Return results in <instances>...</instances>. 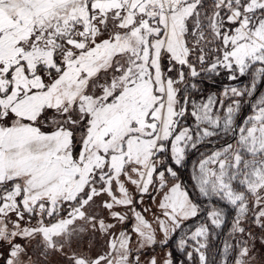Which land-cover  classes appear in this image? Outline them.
I'll list each match as a JSON object with an SVG mask.
<instances>
[{
	"label": "snow or ice",
	"instance_id": "obj_1",
	"mask_svg": "<svg viewBox=\"0 0 264 264\" xmlns=\"http://www.w3.org/2000/svg\"><path fill=\"white\" fill-rule=\"evenodd\" d=\"M0 264H264V0H0Z\"/></svg>",
	"mask_w": 264,
	"mask_h": 264
},
{
	"label": "rangeland",
	"instance_id": "obj_2",
	"mask_svg": "<svg viewBox=\"0 0 264 264\" xmlns=\"http://www.w3.org/2000/svg\"><path fill=\"white\" fill-rule=\"evenodd\" d=\"M198 155H199L198 153L197 154H194L189 159L187 166L181 170L182 171L181 179L183 180V182L186 185H188L190 183V175H191V171H192V165L196 162V160L198 158Z\"/></svg>",
	"mask_w": 264,
	"mask_h": 264
}]
</instances>
